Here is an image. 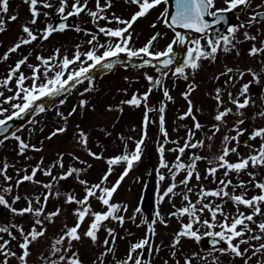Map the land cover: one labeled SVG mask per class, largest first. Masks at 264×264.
Wrapping results in <instances>:
<instances>
[{"label":"snow or ice","instance_id":"6c2138e0","mask_svg":"<svg viewBox=\"0 0 264 264\" xmlns=\"http://www.w3.org/2000/svg\"><path fill=\"white\" fill-rule=\"evenodd\" d=\"M264 2V0H262ZM24 3L29 5V11L31 13L30 23L35 25L37 18L43 14L48 15L47 12L41 13L39 8L51 9L54 5L50 0H24ZM126 3L136 5L137 11L131 16L130 20H123L113 14L110 20L106 13L112 7L111 0H104L103 4L101 0H95V10L89 8V0H72L69 5L68 0H58L59 7L57 8L58 14H60L64 21H67L69 17L79 16L81 13H86L90 16L94 23L98 26L96 33L87 32L86 34L91 36V39L87 43L91 46L90 50L86 53L81 54L79 46L72 58L67 55L60 56V50L57 49L54 54L50 57H43L37 55L36 59L40 62L39 65L28 64V57L25 56L18 60L14 67H11L6 77L0 81V87L8 88V91L14 92L12 96H4V92L0 91V97L3 100L0 101V105L4 103L11 104L13 109L10 115L5 116L4 119H0V144H3L5 140L10 137L17 141V154L19 156H26L28 151L39 152L42 149L35 145L26 142L17 135L16 132H11L10 136L8 122L13 119L23 118L30 112H44L46 110L43 104H38L42 98H55L62 95H66L71 89L75 88L78 84L83 83L84 79L89 81V87L86 88L85 92L94 90L93 78L89 73L97 66L103 69L111 70L114 66V62L105 61L113 57H118L121 53H126L129 57H152V59L159 61L163 68L167 69L173 64L175 59V53L173 45H183L185 37L181 33H175V39L169 43L164 51L152 52L150 49L153 46V42L157 40L160 33L153 35L144 47L133 49L130 47L132 40V33L130 29L133 24L139 19L145 17L150 13L151 10L161 6L167 5L168 0H126ZM224 8H216L215 0H175V12L171 14L169 19L168 9L165 8L164 12L161 13V19L170 28L178 26L180 28L192 29L198 33H205L210 27L209 21L205 17H212L213 24H219L226 20L224 13H231L234 10L239 9L242 15L247 17L245 22H241L238 25L229 26L227 28V34L220 36L218 39L213 41L209 39L207 41V49L203 48L199 40H195L192 43L194 47L187 49V55L183 61L182 66L175 68L173 72L174 76L183 77L188 80V74L185 69H190L192 72L198 70L201 67L200 61L216 59L218 51L230 52L235 49L237 41L236 35L242 28L251 27L255 23H260V17L264 16V9H261V5H256V11H250L252 0H224ZM70 7L71 11L66 9ZM9 11V0H0V33L6 31V21L2 14H6ZM18 17L12 15L8 18L9 21H15ZM104 20L108 23L115 22L118 25H124V27H99V21ZM68 25L61 23L54 27L49 24L42 30L40 36L35 34L33 30L27 25L22 26V31L25 34L24 38H21L13 47L8 49V52L4 53L0 60H7L11 53L17 52L23 45L31 44L37 39L47 40L54 32H63L66 30ZM152 27H156L155 24ZM77 31H82L80 28H76ZM103 34L110 40H115V43L99 44L98 37ZM245 40L256 41L257 36L251 35L249 32L243 33ZM104 49V51L97 55V51ZM264 54V41H261L260 46L257 47L255 43L249 50V55L257 56ZM82 55L86 58L82 60ZM237 55L239 52L237 51ZM165 59H161V58ZM87 61L92 63L83 66ZM76 63H80L81 66L76 70H70V66ZM152 64V60L144 59L143 64L140 66ZM27 65L32 70L31 77L25 76L21 71L22 66ZM43 67V71L41 70ZM59 70H56V69ZM236 75H230L233 72ZM67 76L65 77V73ZM49 73H53L50 77ZM246 74H251L253 80L249 83H245L241 86L238 94L227 92L228 103L235 106V113L233 108L223 107L225 101L223 100L224 89L217 88L215 90L214 99L217 103V111L214 116L215 124L212 126V135L207 136L206 139L209 141L207 147H211V141L215 135L221 131V127H227V117L230 115H236L238 119L233 124L232 128L228 132H234L235 135H230L226 132L222 138V148L218 155L213 156L211 159L201 155H192L188 164H185L181 157L185 153L186 149H197L205 147V141L199 140L192 142L195 132L192 129L188 130V139L185 140L183 146H180L171 151H176L179 155L176 158V162L169 166L164 159V145L161 144L159 147L160 153V168H168L172 183L159 192L157 205L162 203L165 198L171 199L176 195H179L183 201V204L179 208L174 207V211L169 214L170 217H176L178 219L187 217L188 222L182 223L181 228L178 232L173 235L172 241L169 244L170 258L173 264H180V260L176 257L178 253H183L181 247V241L183 239L193 240L196 243H200L205 237L210 238L212 245L207 255L202 256L200 252H192L191 255H181L183 264H200L201 261L204 264H208V257L211 256V264H220L219 257L214 253L220 255H231L234 259L239 258L243 264H250L253 258H256L257 264H264V243H253L264 241V181H258L256 179V172L249 171V169H258L264 167V127L254 128L249 134L248 140L254 141L257 138L261 140L259 147L248 143H244V147L249 148V154L247 156H241L239 154L240 137L245 135L246 129L241 126L245 123L243 119V110L252 106L253 101L249 95L250 87L252 84L257 83L259 78L252 69H248L246 72L239 69L234 70L233 68L226 67L225 71L220 73L219 76L214 79L219 80L221 76H228V80L225 81V86L234 85L237 80L243 79ZM167 75V73H164ZM43 77V80L41 79ZM32 80L30 87H25L26 80ZM146 79L150 82L152 87L149 88L148 92L142 96L133 94L132 98L126 101H122V104L133 105L139 107L142 102H146L153 88L163 87L162 81L159 78L154 79L152 76L146 75ZM15 82L16 89L9 88L8 85L11 82ZM195 90V84H189L186 92L182 93L184 99L188 103V110L181 116L178 117L180 120H184L191 117L194 121V129L200 130L202 124L196 120L193 115V104L190 99L191 93ZM83 95V93H81ZM164 96L171 100L172 97L169 95L167 89L164 90ZM13 100L20 101L19 103H11ZM60 105L65 103L64 99L59 101ZM87 105V101L81 100L78 107L84 108ZM223 107V110L220 108ZM109 110H112L111 108ZM122 111V109H120ZM77 111V106H74L72 110L65 116L62 112L57 111V116L67 124L68 118L74 115ZM8 112V109L0 106V115H4ZM160 116V131L164 137L165 142L168 140V133L164 127L165 118L163 115L164 107L159 108ZM256 116L264 117V111H260L254 114ZM149 118L147 112L144 118V129L140 140L135 141V148L131 152L125 151L122 155H118L107 159L108 170L103 175L99 183L89 184L86 180L80 179V176L85 173L90 164L85 160H81L79 156L73 153H68L72 156V159L77 163L84 165V167L77 168L69 166L66 171L64 169V153L57 154V160L54 161L47 168L43 167V159L36 166L31 167L29 171L28 167L17 169L16 179L13 182V177L8 175L10 167L6 161L0 165V177H2L3 183L0 184V206L6 208L13 216H25L31 215L34 217L33 224L28 231H25L23 225L16 223H9L0 226V264H11L12 260H18L19 264H29L31 256V246L38 243L41 238L46 236L47 228L46 224L53 223L55 218L59 217L64 209L56 208L54 211H47L48 203L51 198H64L65 204L76 205L72 210V215L76 218L74 226L69 227L67 223L63 225L62 234L55 238L51 244V248L47 255L41 254L39 257L40 264H83L82 258L78 251H72L73 242H82L83 239H90L94 246L103 245L104 251L97 257L99 264H105L104 258L109 254L115 255L116 252V240L117 233L112 227H108L106 222H117L121 227L124 225L126 217L123 213H126L128 206L120 203L113 202V196L117 189L120 187L122 181L129 175L134 166L140 162L143 155V145L147 138V126L149 124ZM35 123V121H32ZM67 131L66 126H59L55 128L48 139L63 134ZM76 143L80 145L81 150L86 151L87 155L93 159H102V155L97 154L88 148L89 137L82 129H79L77 125V132L74 134ZM128 139H131L130 137ZM172 143H178V141H172ZM232 154H236L237 161L230 162L228 157ZM208 159L209 167L206 169L207 175L201 177L197 171V161ZM125 164L123 172L119 175V178L111 186H105L109 176L114 170V166L119 164ZM60 168L62 170L60 175L54 176L53 169ZM221 169L224 170V178L219 179L218 187L216 189H205L202 185L198 192L194 193V189L189 187L190 181L195 177L199 182L201 179H207L211 176L215 179L216 174ZM185 172L184 179L177 184L176 176L181 172ZM38 173H43L44 176L51 177L48 183H42L36 179ZM229 173H235L237 176L242 173H247L249 180H240L238 183L233 184L231 179H228ZM75 177L77 182L84 187V195L78 199L74 192L61 193L58 188L53 191L54 188L59 184L60 181H66L69 178ZM166 177L158 172L159 182H163ZM25 182L36 184L42 187L45 191L41 196H28L25 195L27 206L23 208H16L14 205L17 204L21 199V195L18 192L19 187ZM251 185L255 189L259 190V194L253 195L250 198L247 196L248 186ZM183 186L184 192L177 193L175 190L178 187ZM233 191L230 193L229 188ZM17 192L15 195L13 189ZM241 189L239 194H236L235 189ZM196 195V200L193 201L190 198V194ZM11 197L9 201L8 197ZM210 198H217L222 203H215ZM98 200L105 208V211H94L92 209L90 200ZM227 200H231L234 206H237L234 214H229L224 211V206ZM238 206H244L249 211L247 213L239 211ZM142 212L141 207H137L132 217L129 219L132 223L136 222L137 214ZM205 212L209 213V218H202ZM261 217L262 219L257 222L256 218ZM87 220L90 223L87 224L86 230H83V225ZM142 223L147 224V232L145 236L135 243H130L128 254L123 260H115L114 264H145V254L151 257L152 253H159L162 245L154 244V237L157 235L154 225L156 223L167 226L166 221L161 216L159 210L156 211L155 217L151 222L146 219ZM137 227L140 225L137 224ZM219 229L218 231L216 229ZM103 229L106 232V237L103 241H100L98 233ZM206 229L205 231H201ZM5 235L7 239H5ZM128 235H132L129 233ZM19 237V239H18ZM122 238V237H121ZM13 241L16 242L20 252L17 254L12 249ZM222 245V246H221ZM243 245L248 247L242 248ZM139 254L137 255V253ZM70 253V255H69ZM148 264H151L149 260ZM164 264H169L168 260L164 261Z\"/></svg>","mask_w":264,"mask_h":264},{"label":"rangeland","instance_id":"374dc122","mask_svg":"<svg viewBox=\"0 0 264 264\" xmlns=\"http://www.w3.org/2000/svg\"><path fill=\"white\" fill-rule=\"evenodd\" d=\"M121 1L123 5V17L126 13L129 14L136 11V7L133 4L126 3L125 0ZM50 2L54 5V7L51 9H43V13H48L47 16L44 15L43 19H47L48 22H50L51 19V16L49 17V14L51 15L52 13L50 12H55L59 7L58 0H50ZM9 3L10 5H13V8L18 9L19 14L16 15L18 18L15 21L8 20L7 14L11 11H8V13L5 14V17H3L6 18V21L8 22L5 25L6 32L0 35V41L5 43L6 45L11 43V40L14 36L24 34L22 33L21 26L22 15H25L24 19L30 17L28 14V12L30 11H28L27 5L24 4V0H9ZM101 3L103 4L102 1ZM223 3L224 0L217 1L218 5H222ZM256 5H261V9L264 8V2H262V0H252L250 11L257 10ZM162 6L163 9L166 7L165 5ZM157 15L159 16V14ZM140 24L141 23H139L138 26ZM28 27L32 29V26ZM135 29H133L134 35H136L138 31L137 29ZM148 30V34H146L145 31L142 32L141 37L145 36L144 40H146L148 36L152 37L153 35H155L153 32V27L151 28L150 26H148ZM244 32H249L251 35L255 34L256 36H258L255 43L256 46L259 47L261 41H264V22L255 27L252 26L250 28L240 29V31L236 35V39L239 42L236 43L235 49H233L232 51L227 53L223 51H218L216 59L214 61L207 59L200 61L201 67L194 72H192V70L190 69L185 70L188 74V80H185L183 77L174 76V68L170 70L167 75H164L158 74L155 69L147 67L135 68L132 70H118L114 74H108L104 77H98L96 80L93 81L94 90L90 92L84 91V89L90 85L88 84L85 86V84H82L63 98L65 100V103L63 105H60V103L58 102L56 110L45 113L43 115V118H40L38 121H35V123H31L28 128L21 130V132L17 134L20 135L21 138L24 139L26 142H29L30 144L41 148V151H28L26 156H19L17 154V141L11 138V140L5 142L3 147L0 149V165H2V163L6 161L9 165L15 166L10 167L8 170V175L13 177L14 182V180L16 179L17 169L28 167L30 171L31 167L36 166V164L39 163L41 159H43V167L47 168L54 161L57 160L58 153H64L63 163L65 171L70 166L66 164H71L74 167H78L80 164L74 161L72 159V156L68 155V153H73L74 155L79 156L81 160H85L86 158L92 160V163H90L91 167L87 170L89 173H94L92 169L93 164H96L95 167L100 166L101 168H104L105 166L106 173L108 169V164L106 163L107 159L112 158V156H117L119 152H122L121 155L125 151L131 152L135 148V141L140 140L142 133L145 131V113L147 112V115H149V111L154 107V90L151 91L147 101L142 102L139 107H135L133 105L128 104H122L121 102L131 99L133 94L142 96L144 93L148 92L149 88L152 87V85L146 79V75L152 76L154 79L159 78L161 79L163 85V87L158 88L160 91V98H162L161 107H164V127L168 133V140L167 142H165L164 137L161 134V113L158 111L153 116L155 130L151 129L150 122L147 126V138L145 139V143L142 146L143 155L141 157L140 162L134 166L129 175L122 182V186L118 188L119 190L113 196V201L118 200L120 204L127 205V212L134 213L135 209L137 208L136 204L139 194L141 195L143 186L149 176V164L145 160V155L149 150V146L155 140V137L158 138L157 145L155 146V156L157 162L156 193H158V190L162 193L163 190H165L169 186V184L172 183L169 169L160 168L159 147L161 144L164 145V159L169 166H172L176 162V158L179 153L176 151H171V149H175L184 145L183 142L188 139V128L191 127L194 123L191 117H188L184 120L178 119L179 116L183 115L188 110V103L184 99L182 93L187 91L189 84H195V90L191 93L190 96V99L193 104V115L196 117V120L202 124V128L196 131L193 140H204L205 147L197 149H187L181 157L182 161L185 164H188L190 162L189 158L194 154L207 157L208 159H211L213 156L218 155L220 149L222 148V138L224 134L232 128L233 124L238 119L236 115H230L229 117H227V127L222 126L221 131L217 133L214 139L210 142L211 147H207L209 141L206 139V137L212 135V126L216 123V121L214 120V116L217 111V103L214 99L215 90L217 88L224 89L223 100L225 101V104L223 105V107H231L233 108V113H235V106L228 103L227 92L230 91L234 95L238 94L243 84L249 83L253 80V76L251 74H246L243 79L237 80L234 85L225 86V81L228 80L227 75L221 76L219 80L214 79V77L219 76L220 73L224 72L226 67L233 68L234 70L239 69L245 72L250 68L253 70V72L257 74L259 81L251 85L249 92L253 104L252 106H249L248 108L243 110V119L245 120V123L241 127L244 129L247 128L248 130L251 128V126H253V129L255 128V126L264 127V117L256 116L254 118V114L260 111H264V54L257 56L249 55V50L251 48L250 46L253 44V41L245 40L243 35ZM34 33L36 34V32ZM37 35L39 36L40 34ZM59 36L60 37L57 36L56 38L49 41V44L47 46L49 50L52 47L55 51L59 49L60 54H63L65 52V49L67 48L66 41L69 38V33L66 32ZM137 38L138 36L134 38V41L136 43L133 40H131L130 42V47L133 49H139L141 47H144L146 44L143 42L142 38ZM174 39V33L171 34L170 39L158 37L156 40V47L152 46L151 49L158 52L164 50L167 45L171 43ZM99 42L103 44L104 40L100 39ZM108 43L115 42L107 41L106 44ZM14 44L11 47H13ZM176 47L177 45H173V49H176ZM202 47L207 49L208 46L206 39L204 40V44L202 45ZM36 50L37 49L34 47H29L25 56L30 58ZM18 51L19 49L17 50V52ZM237 51L239 52V55H237ZM17 52L11 53L10 55L13 56ZM4 61L5 60H1L2 66L4 65ZM1 65L0 77H4L8 72L9 68L6 66H4V68H1ZM3 69H5V71H2ZM57 70L59 69L57 68ZM230 75L235 76L236 72L234 71ZM8 87L15 90V82H11ZM165 89H167L169 95L172 97L171 100H168L164 96ZM0 91L4 92L5 97L12 96L14 94V92L8 91V88L4 87H0ZM81 93H83V95H81ZM83 96L87 97L89 104H87L84 109H79V107L77 106L76 113L68 118L67 124L65 125L64 121H62L57 116V111L62 112L65 116H67L73 108L71 107V104L73 102L78 103ZM2 100L3 97H0V101ZM16 102L17 100H13L11 103ZM93 104H95V106H93ZM0 106L8 109L7 113L13 111V109L11 108V104L4 103ZM133 107H135L137 110L135 111ZM223 107H221L220 110H223ZM110 108L112 110H109ZM120 109H122V111ZM131 110H133V114ZM77 125L79 126V129H82L85 133H87L89 137L88 148L92 149L93 152L102 155V159H93L87 155L86 151L81 150L80 145L76 143L74 135L77 132ZM87 125L90 126L91 136L90 133L88 134L87 132ZM59 126H66L67 131L63 134L53 137L52 139H48L51 132ZM42 129L45 131H42ZM228 134L235 135L234 132H228ZM248 136L249 135H243L242 138L240 137V146L238 150L241 156H247L249 154V148L244 147V143L246 141L257 148L260 145L259 142L261 140L259 138L254 141H249ZM129 137L131 139H128ZM172 141H178V143H172ZM117 147H120V149L118 150ZM208 159L197 161V171L199 172L201 177H205L207 175L206 169L209 165ZM228 159L230 162H236L237 156L236 154H232L230 155V158L228 157ZM88 162L90 161H87V163ZM124 167L125 164H119L118 171H121V169H124ZM104 169H102L101 171H104ZM116 169L117 167L114 166V170L111 174L112 178L116 176ZM58 170L62 171L58 167L53 169L54 176H57L55 175V172ZM158 172L166 177L163 182H159ZM185 174V172L181 171L176 176L175 182L179 184V182L184 179ZM258 177H264L263 167L258 168V175L256 176V178L258 179ZM228 178L233 181V184L238 183L240 180L247 181L249 179L247 173H242L239 176L234 173H229ZM36 179L41 181L42 183H48L51 177L44 176L43 173H38ZM80 179L86 180L90 185L100 182V176L96 174L91 177H86L83 173L80 176ZM218 179L219 177H217V179L215 177L214 179L213 177L208 176L207 179H201L199 182L195 179V181L198 183L199 186L202 185L205 189H212L214 187L212 183L218 185ZM68 181L70 183H68ZM192 181L194 180H191L190 182ZM2 183L3 180L2 177H0V184ZM57 188L61 193H66L67 190H69V192H74L78 199L82 198V195L84 194V187L77 182L75 177L69 178L68 180L63 181V183L61 184L59 183L56 188L53 189V191H56ZM44 191L45 190L42 187L36 184L25 182L18 189V192L21 195L22 199L14 206L18 209L26 207V201L25 199H23L25 195L41 196ZM175 191L177 193H181V191L184 192L185 189L183 188V186H181L178 187ZM228 191L231 193L233 189L230 187ZM240 191L241 189L239 188L235 189L236 194H239ZM256 191H258V189H256ZM16 192L17 190L14 188L13 193L11 195H15ZM251 193L254 195L258 194L247 190V196L249 198L253 196ZM8 198L9 201H11V197L9 196ZM173 198H165L164 201L162 203H159L156 207V211L159 210L161 216L166 221L167 226L165 227L163 224L156 223L157 235L154 237V244L162 245V247L159 253H152L149 259L151 261V264H164L165 260H168L169 264H173L170 258L171 250L168 246L172 241L173 235L180 230L181 224L184 223L180 222L178 219H176V217L169 216V214L175 210L173 205H175L176 203L172 201ZM210 199H212L215 203L217 202V204L222 203V201L217 198ZM50 200L48 203L47 211H54L56 210V208L59 207L65 210L63 211L65 214L63 215L62 212L59 217L55 218L53 223L46 224V236L41 238L38 243H35L31 246V256L29 259V264H40V255L42 253L45 255L49 253L53 240L57 238L60 234H62L63 225L67 223L68 226L71 224H73L74 226V224L76 223V218L72 215V210L77 206L73 207V205L65 204L63 197L51 198ZM93 202V200L90 201L92 209L96 211V207H94ZM238 207L239 211L241 212L247 213L249 211L244 206ZM236 209L237 206H234L231 200H227V203L224 206V211L229 214H234L236 212ZM68 215L70 217H68ZM136 219H138V222L145 220L142 213L137 214ZM261 219V217L256 218L257 222H259ZM33 220L34 217H32L31 215H25L23 217L13 216L6 208L0 206V226L9 223H16L18 225H23L25 231H28L33 224ZM88 223H90V221L86 219L85 224L82 226L83 230H86ZM106 223L109 227H115L118 224L115 221ZM205 230L206 229H204L203 231ZM216 230L219 229L217 228ZM98 236L99 239H103L102 229L98 233ZM138 236L139 240L145 236L143 234V230H141L139 227H137V237ZM5 239H7L6 235ZM183 241L185 242L183 249L186 250L183 251V253H178L177 255V260H180V264H183V259H181V255H191L192 252L195 251L200 252L202 256H205L210 251L207 250L204 246H202L201 242L198 244L195 241L189 239H183ZM88 245L89 239H83V241L79 243L73 242L72 251H78L79 254L83 255L85 254V249H87ZM189 245L192 246L191 248L187 249ZM244 247H248V245H243L242 248ZM12 249L13 251H16L17 254H19L20 250L15 241H13L12 243ZM91 250L94 254L92 257L95 258V260L93 262L91 260L84 261L83 264H97L96 256L99 254L101 248H99V246H92ZM214 255L219 257L220 264H243V262L239 258L234 259L231 255H220L219 253H214ZM211 259L212 257L209 256L208 264H211ZM251 262L252 264H257L256 258H253ZM11 264H19V262L18 260L14 259L11 261ZM200 264H204V262L201 261Z\"/></svg>","mask_w":264,"mask_h":264},{"label":"water","instance_id":"95a60500","mask_svg":"<svg viewBox=\"0 0 264 264\" xmlns=\"http://www.w3.org/2000/svg\"><path fill=\"white\" fill-rule=\"evenodd\" d=\"M170 1V5H169V19L171 14H174L175 12V0H169ZM238 14L239 12H236L235 10L231 13H224L226 20L219 23V24H213L212 17H205L206 20L209 21L210 27L206 30L205 33H198L195 30L192 29H185V28H180L178 26H173L174 30L176 32L181 33V35H183L185 37V42L183 45L179 44V52L175 53V59L174 62H177L178 66H182L183 65V61L186 58L187 55V49H188V43L190 41H195V40H199L200 41V37L203 36L204 34H209L210 39H212L213 41H215L216 39H218L220 36H223V31H225L227 25L231 22L233 24H237L240 20L238 19ZM264 16L260 17V19H263ZM56 19L58 21V18L56 16ZM245 22V21H244ZM60 23L57 22V26ZM144 59H149L152 60V63L156 64L159 69H165L163 68V66L159 63V61L152 59V57H145L141 60H136V59H131V58H126L123 60H120L118 57L114 58V59H110L105 61L106 63L108 62H114V66H116L117 64H119L120 62L124 61L125 64L129 65V64H143V60ZM161 59H165V58H161ZM113 66V67H114ZM170 67V66H169ZM168 67V68H169ZM167 68V69H168ZM103 70H107V69H103L100 66H97L96 68L93 69V72L95 71H103ZM54 98H42L40 101H38V104H50L52 102ZM36 112H30L28 114H26L23 118L20 119H13L12 121L8 122V127H9V133L10 134L13 130H15L16 128H18L19 126L25 124L31 117L33 114H35ZM0 139H3V136H0ZM149 159L151 164H153V156H152V150L150 151V155H149ZM152 186H153V177L151 176L148 185L146 187L145 190V194H144V207L150 212L151 210V206H152ZM204 242H206L209 246H212L210 243V238L205 237ZM222 246V245H221Z\"/></svg>","mask_w":264,"mask_h":264}]
</instances>
